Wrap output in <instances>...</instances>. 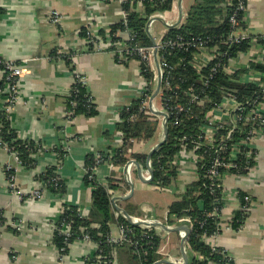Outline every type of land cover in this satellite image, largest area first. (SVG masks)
<instances>
[{
    "label": "crops",
    "instance_id": "0c3cea01",
    "mask_svg": "<svg viewBox=\"0 0 264 264\" xmlns=\"http://www.w3.org/2000/svg\"><path fill=\"white\" fill-rule=\"evenodd\" d=\"M91 4H94V13L104 25L110 26L120 20L119 4L107 5L101 0H2L1 7L5 13L0 16V58L24 63L19 102L11 114V124L19 139L41 141L45 151L35 168H19L16 186L29 192L37 183L34 177L47 166L57 164L58 175L66 190L63 195H54L45 190L39 199H19L9 189L4 174L6 164L12 163L11 156L0 146V264H56L58 248L53 237L54 222L59 211L63 205H73L87 214L91 204L93 187L83 181L85 157L96 156L109 148H119L123 143V133L117 128L121 123L120 108L135 100L134 86L141 83L137 73L138 62L133 59L119 65L108 51L92 52L86 48L82 32L91 24L88 13ZM247 4L242 25L252 40L242 51L248 52L254 45L264 51L260 41L264 36V0H248ZM50 12L63 16L61 25L48 21ZM187 12H183L182 0H175L172 9L163 14L164 17L168 15V19L155 17L151 22L148 36L152 41L164 37L168 28L184 23ZM157 20L162 21L164 28L156 33L153 24ZM55 49L63 55H70V62L52 59L50 54ZM262 59L260 57L254 63L248 59L243 61L239 75L260 71L254 66L264 65ZM74 73L86 77V87L96 105V114L79 115L68 123L64 116L65 98L74 81ZM3 105L4 99L0 96V109ZM262 108L264 113V101ZM152 119L156 126L150 140H131L125 164L114 167L103 163L94 171V175L98 183L104 186L110 179L113 180L116 188L107 190L111 204L113 201L131 218L143 222L137 225L140 228L145 223L151 224L154 234L160 239L156 250L159 259L156 261L166 256L181 264L184 232L169 229L181 224L189 225V220L186 217L177 219L169 213V206L181 199L186 186L198 180L199 175L197 177L192 171L189 175H179L178 167L173 165L176 177L171 178L168 184L153 182V176L145 180L149 178L148 165L151 167V157L148 163L147 156L163 139L166 123L162 114ZM261 129L262 134L255 142L256 154L251 173L225 174L222 207L218 216L219 234L204 240L210 246L223 249L230 264H264V126ZM157 132V141L150 143ZM65 137L67 141L70 139L69 150L58 164L57 155L52 150L63 145ZM134 155H145L146 159L140 162ZM147 185L173 195L161 220L155 208L147 205V199L143 197L142 190H147ZM245 196H249L250 207L244 212L246 217L242 225L235 227L233 220L235 214L242 211ZM113 212L114 220L109 227L111 236L115 237L119 226L117 217L124 216L115 208ZM155 223L163 225L165 229L153 226ZM173 233H176V239L169 240V235ZM94 250L92 241H74L69 246L67 261L69 264H81ZM173 252L177 256H172ZM115 253L117 264H120L119 251L115 250Z\"/></svg>",
    "mask_w": 264,
    "mask_h": 264
},
{
    "label": "built area",
    "instance_id": "2783aa9c",
    "mask_svg": "<svg viewBox=\"0 0 264 264\" xmlns=\"http://www.w3.org/2000/svg\"><path fill=\"white\" fill-rule=\"evenodd\" d=\"M101 1L107 5L110 3L121 5L126 2V0ZM247 2L248 0H236L234 3L233 12L228 19V32L218 43L221 46H209L207 40L200 37L185 40L182 37L175 39L166 38V35L158 40L154 39L151 46L132 44L130 41L134 40L135 34L127 27L126 11L121 9L120 13L119 21L122 22L123 28L112 30L111 25H104L102 20L94 13V4L88 7L91 24L87 26L86 30V48L92 52L108 51L114 56L116 63L119 65L133 59L137 60V73L141 83L134 86L136 89L135 99L141 100V112L143 114L150 118L155 117L153 112L156 106L155 104H149L148 100L154 90L152 88L154 83L159 84V90H162V93L159 95L161 107H159L160 110L158 112L165 118L166 125L170 120V124L178 126L185 120L196 118L197 110L205 108L207 104L211 105L206 114L207 118L205 122L198 126L195 134H184L177 138L179 151L170 162L171 166L175 165L178 167L177 173L179 175H189L192 171L198 177L200 175L199 172L205 168L203 177L210 183L209 190L211 194L219 190L222 195V181L226 173L234 175L251 173L253 166L247 165V163L255 158V142L261 136V128L264 126V113L262 111L264 74L261 71H253L239 75L242 72L239 71V67L240 65L243 66V61H247L248 59L250 62H257L258 58H264V51L256 45L251 46L248 52L240 50L232 54L230 51L234 46H239L252 40V36L246 32L242 25L248 7ZM1 3L2 0H0V7ZM155 17L165 18L163 14L158 13L148 16L145 27L147 34L149 33L151 22ZM48 21L59 26L63 22V16L57 12H50L48 14ZM190 48H192V59L186 62V65L196 72L200 88H195L193 84L183 87L184 79H175L172 76L171 68L165 57L166 55H170L171 50L179 49L188 52ZM56 53L59 58L63 55L59 51ZM262 60L264 62V59ZM262 60H259V62H262ZM23 66V62L0 58V96L4 99V105L0 109V112H4L10 122L13 109L19 102V91L24 76ZM220 74L226 75L228 82L244 85L251 84L255 90L250 96L241 98L237 88L221 85L217 91L219 99L211 102L208 99V90L211 87V81L215 76ZM74 79L81 85H87V79L84 75L74 73ZM69 96L70 92L67 94V97ZM73 104L71 102V105ZM72 115L73 111L64 110V116L68 123L72 122ZM255 124H258L259 127H254ZM64 135L68 136L65 132ZM67 139L65 137L66 142L63 143V147L69 150L68 143L70 139L68 141ZM0 146L8 152L12 160V163H7L4 167L9 189L22 200L39 199L42 197L45 191L44 185H46L42 182H37L29 192H24L17 188L16 174L19 168H21L22 162L18 153L9 148L2 141L1 137ZM110 151H106L103 155L96 154L95 165L91 168L84 167V173L94 175V171L103 163H109L111 166H114L110 159H105L107 155L111 157ZM42 153L40 151L39 155ZM242 161H245L244 165ZM190 166H192V169H189ZM57 171L58 167L56 177L53 179L54 181L61 179ZM89 178L91 179L92 176L90 175ZM249 207V196H245L241 210L247 212ZM220 211L221 209H215L212 213L207 214V217L219 216ZM61 212L62 208L59 214ZM80 215L84 216L81 211ZM137 221L136 218H132V222ZM94 227H97V225H94ZM141 229L144 231L141 233L139 240H148L155 235L148 234L152 230L148 223L142 225ZM80 232L81 235L75 238V241H90V237L84 228H81ZM59 233L64 236V245L69 248L68 238L71 236L70 222L62 224ZM218 234L219 231L210 236L203 234L201 238L207 240ZM108 242L113 246L128 245L133 247L139 258L146 254V252L138 249L139 241L134 238L132 230L127 226L119 225L117 236L113 237L110 234ZM65 246L58 249L56 264H69ZM210 247L213 252L218 250L225 252L218 246ZM97 249L98 245L95 244L94 251ZM116 257L114 250L112 251L111 259L107 260L96 256L89 264H117ZM84 259L81 264H85ZM199 259H202L200 255ZM208 264L214 263L208 261Z\"/></svg>",
    "mask_w": 264,
    "mask_h": 264
},
{
    "label": "trees",
    "instance_id": "16d2710c",
    "mask_svg": "<svg viewBox=\"0 0 264 264\" xmlns=\"http://www.w3.org/2000/svg\"><path fill=\"white\" fill-rule=\"evenodd\" d=\"M175 0H126L122 3L120 8L127 12L126 24L129 29L135 34L132 44L142 46H151L153 41L148 36L145 27L148 16L157 12H166L172 9ZM236 0H194L189 8L184 23L178 27L168 28L166 38H184L191 40L192 38L200 37L207 40L209 46L218 45L222 37L228 32L229 25L228 19L233 12L234 3ZM5 13L4 9L0 7V16ZM122 22H117L111 25V29L123 28ZM87 30V28H86ZM86 30L82 32V37L85 39ZM261 43L264 45V38H261ZM249 42L242 43L239 46L231 48L232 54L237 51L244 50ZM218 46H221L219 44ZM192 48L188 52L174 49L171 50L170 55H166L167 62L171 68L172 76L175 79H184L183 87L191 84L195 88H200L196 72L186 65V62L192 59ZM56 49L51 52L52 59H60L66 63L70 62V55H62L59 58ZM116 62V61H115ZM123 65V64H122ZM185 67V68H184ZM256 70H260L264 74V65L254 66ZM248 70H245L246 72ZM226 75L220 74L215 76L211 81L208 90L209 101L219 99L218 87L221 85H228L237 88L240 97H247L255 90L251 84H237L228 82ZM1 86V83H0ZM70 96L65 98V109L73 111L71 117L72 121L79 115L92 116L96 114V105L93 98L87 90V87L78 83L75 79L69 89ZM91 98V101H90ZM71 102L74 103L71 105ZM120 108L121 123L117 128L123 133L122 145L119 148H109L111 157L105 156V159L112 162L114 166H120L127 161V150L131 147V140L145 139L150 140L155 132L156 122L154 119L146 116L141 112V100H134L131 104ZM211 105L207 104L205 108L197 110L196 118L185 120L178 126L167 124L168 136L166 141L151 155V167L153 170V182L166 185L170 179L176 177L175 169L170 165L171 160L179 151L178 139L184 134H195L198 126L205 122L206 114L208 113ZM254 127H259L255 124ZM0 137L9 148H12L21 160V167L25 169H33L38 164L40 157L39 152L43 150V143L41 141H23L18 138L15 129L13 128L10 120L4 112H0ZM108 150V151H109ZM57 155L58 164L67 155L68 150L59 146L57 149L52 150ZM106 152V151H105ZM104 151L98 154L103 155ZM134 157L144 162L145 155H134ZM243 165L245 161H242ZM96 163V156H86L84 165L91 168ZM253 162L249 161L247 165L253 166ZM57 164L47 166L41 173H38L34 180L42 182L45 190L54 195H63L66 187L61 179L54 181L56 177ZM244 172V171H242ZM5 174V171H4ZM198 180L186 186L184 194L178 202H174L169 206V213L175 215L177 219L187 218L189 220L190 233L185 242V250L188 256V264H208L212 261L214 264H230L228 256L218 251H212L211 247L205 243L201 238L203 234L212 235L218 232V215L207 217V214L212 213L215 209H221V192L216 190L210 193L208 180L204 179L205 168L199 172ZM92 176L90 179L89 176ZM84 183L90 184L93 187L91 193V204L87 214L80 215V210L77 206L63 205L62 212L58 215L54 222V243L59 249L64 245V236L59 233L62 224L69 223L71 226V236L68 238L69 244L75 241V238L81 235L80 229L84 228L85 232L89 235L90 241L98 245V249L86 259L85 264H89L96 256L104 259H111L112 251H119L120 264H153L158 260L156 250L160 243L158 236L153 235L152 238L142 239L141 233L144 231L137 225L130 224L121 215H118V225L127 226L132 230L135 239H138V249L146 252L145 256L139 258L135 253L133 247L113 246L108 242L110 235V223L114 220V212L108 194V188H116L112 179L109 180L107 186L98 183L93 174H84ZM246 215L244 212L239 211L235 214L233 220L234 226L242 225ZM1 219V218H0ZM2 223V219H1ZM97 225V227H94ZM149 235L154 234L153 230L148 232ZM150 241V242H149ZM149 242V243H148ZM66 253L68 254L69 248L65 246ZM202 259H199L198 256Z\"/></svg>",
    "mask_w": 264,
    "mask_h": 264
},
{
    "label": "rangeland",
    "instance_id": "374dc122",
    "mask_svg": "<svg viewBox=\"0 0 264 264\" xmlns=\"http://www.w3.org/2000/svg\"><path fill=\"white\" fill-rule=\"evenodd\" d=\"M194 0H182V4H183V12H187V10L191 7V5L193 4ZM158 14H164L165 12H157ZM168 19V15L165 16ZM162 28H164V25L162 23V21H155V23L153 24V29L154 31L157 33L159 30H161ZM154 83L152 85V88L154 89L152 91V93L149 96V104H155V110H154V116L156 117V115H159L158 110L159 107H161L160 104V99H159V95L160 93H162V90H159L160 85ZM152 115V114H151ZM157 137H158V132L155 134L154 138L150 141V143L156 142L157 141ZM149 145V144H147ZM148 147V146H147ZM142 194L143 197H145L147 199V205L153 206L155 208V210L157 211V217L161 220L163 217V213L166 211L167 209V204L168 202L172 199L173 195L170 193H166V192H161V191H157L154 189L149 188V186L147 185V190H142ZM138 193V191H137ZM169 240L170 239H176V233H173L171 235H169ZM175 241V240H173ZM169 244V242L167 243V245ZM174 253V254H173ZM172 256H177L176 252H173ZM163 258H167L169 259V261H172L170 258L164 256ZM162 258V259H163ZM161 259V260H162ZM173 262V261H172ZM180 262V261H178Z\"/></svg>",
    "mask_w": 264,
    "mask_h": 264
},
{
    "label": "water",
    "instance_id": "95a60500",
    "mask_svg": "<svg viewBox=\"0 0 264 264\" xmlns=\"http://www.w3.org/2000/svg\"><path fill=\"white\" fill-rule=\"evenodd\" d=\"M180 20V19H179ZM167 136H168V129H167V125H166V123H165V125H164V136H163V139L160 141V142H158V144L149 152V154H148V156H147V161H148V163H149V161H150V157H151V155L155 152V151H157L158 150V148L166 141V139H167ZM133 164H135L137 167H138V164L136 163V162H134ZM138 169V173H139V175H141V171H140V169L139 168H137ZM148 169H149V178H147V179H145V180H150L151 178H152V176H153V170H152V168L150 167V165H148ZM112 205H113V208H115V210L117 211V212H119V213H121V214H123V216H124V218L130 223V224H132V225H139V224H141V223H143V222H132V218L129 216V215H127L123 210H121V209H119V208H117L116 207V205H115V203H113V201H112ZM146 224V223H145ZM144 224V225H145ZM153 226H160V227H162V228H164L165 229V227L163 226V225H161V224H159V223H155V224H152ZM150 226H151V224H150ZM169 230H171V231H180V230H182L183 232H184V235H183V238L181 239V256H182V262H181V264H188V256H187V253H186V251L184 250L185 248H184V245H185V242H186V240H187V237H188V235H189V233H190V226L188 225V224H181V225H179V226H177V227H175V228H171V229H169ZM161 263H164V264H178V263H176V262H172V261H169V260H167V259H163V260H159V261H156L154 264H161Z\"/></svg>",
    "mask_w": 264,
    "mask_h": 264
}]
</instances>
